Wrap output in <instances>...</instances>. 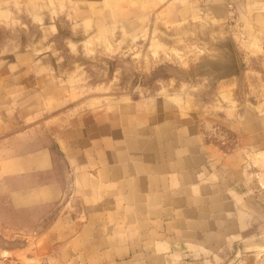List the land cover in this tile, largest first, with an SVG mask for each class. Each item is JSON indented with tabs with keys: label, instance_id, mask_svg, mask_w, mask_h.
<instances>
[{
	"label": "crops",
	"instance_id": "0c3cea01",
	"mask_svg": "<svg viewBox=\"0 0 264 264\" xmlns=\"http://www.w3.org/2000/svg\"><path fill=\"white\" fill-rule=\"evenodd\" d=\"M64 10L86 40L109 42L113 27L135 40L148 28L200 55L150 68L156 83L143 98L134 83L131 101L102 99L94 110L92 95L56 80ZM29 14L43 20V41L16 48L4 29ZM259 29L264 0H0V59L11 57L0 62V235L41 241L34 249L52 264H237L235 238L264 221V193L241 157L263 148L262 122L206 112L212 99L189 91L229 90L241 74L238 34ZM48 46L52 71L34 63ZM68 170L72 192L60 204Z\"/></svg>",
	"mask_w": 264,
	"mask_h": 264
},
{
	"label": "rangeland",
	"instance_id": "374dc122",
	"mask_svg": "<svg viewBox=\"0 0 264 264\" xmlns=\"http://www.w3.org/2000/svg\"><path fill=\"white\" fill-rule=\"evenodd\" d=\"M66 13L65 10L58 11L55 16L57 23L54 33L60 39V69L56 68L57 59L53 58L52 54L48 57V50L52 48L53 43L52 33L45 39L46 46L49 44L51 48L46 47V52L40 50L36 54L34 63L45 64L51 68V71L52 68H56L54 70L57 73L56 80L66 92L76 90L77 97L81 99H84L86 94L92 95L94 110L101 109L102 99L131 101L134 95V83L135 86L141 85V97L143 98L149 93L146 89L149 83L151 81L156 83L155 79H149L150 68L181 66L179 65L181 62L187 65L197 60L200 55L199 47L186 41L159 43L157 39L162 38V30H153L154 32L149 34L148 28H144L141 36H137L135 40L123 36L121 28L119 30L116 27L107 30L109 42L100 41V36L97 35H94L92 40L90 37L86 40L84 32L71 27ZM14 24L16 25L4 30L16 36L12 37V42L18 45L16 48H26L37 43L38 40L43 41L42 19L37 21L29 14L28 17L22 16L21 20L15 21ZM123 37L127 40L122 41ZM117 38L122 40H116ZM238 42L236 44V64L241 72L239 80L232 83L227 91L190 90L189 92L191 100L196 95L200 97L206 95L212 99L208 104L214 103L213 106L202 107L206 112L230 117L242 115L244 112L245 116L262 122L263 148L253 149L256 152L242 154L241 157L252 180L264 193V186L261 182L264 180V30L259 29L247 34L241 31L238 34ZM57 45L58 43L55 42V48ZM193 48L196 51L192 50ZM134 55H136L137 62L133 58ZM9 60L11 57L5 56L3 60L0 59V62ZM134 62L136 64L141 62L142 75L140 78L133 74ZM164 86L160 88V94L162 96L166 94L165 97H167L168 87ZM66 177L67 181L60 204L67 203L72 192V176L69 170ZM251 231L248 236L235 238L237 240L235 252H232L231 258L236 255L237 264H264V221L259 226H252ZM29 241L31 243L27 247L26 243ZM23 242L25 240L20 235H0V247L7 252L6 258L0 257L2 260L0 264H52V260L44 250L34 249L41 244V241L34 243L33 240H28L25 245ZM188 262L189 260L181 257L173 259V264H187Z\"/></svg>",
	"mask_w": 264,
	"mask_h": 264
},
{
	"label": "bare ground",
	"instance_id": "6f19581e",
	"mask_svg": "<svg viewBox=\"0 0 264 264\" xmlns=\"http://www.w3.org/2000/svg\"><path fill=\"white\" fill-rule=\"evenodd\" d=\"M263 176V175H262ZM264 178V177H263ZM262 180V179H261ZM262 182V185L264 186V180H262L261 181ZM12 252V251H11ZM7 252L4 250V248H1L0 247V257H4V258H6V254ZM10 254V253H9ZM9 254H8V256H9ZM12 255V254H11ZM4 260H6V259H4ZM11 260V259H10ZM15 260V259H14ZM1 262H2V260H0ZM17 261V260H16ZM8 262H9V260H8ZM11 262V261H10ZM243 262V261H242ZM245 262V261H244ZM14 263V262H13ZM2 264V263H1ZM11 264V263H10ZM240 264V263H239ZM243 264V263H242ZM244 264H246V263H244Z\"/></svg>",
	"mask_w": 264,
	"mask_h": 264
},
{
	"label": "built area",
	"instance_id": "2783aa9c",
	"mask_svg": "<svg viewBox=\"0 0 264 264\" xmlns=\"http://www.w3.org/2000/svg\"><path fill=\"white\" fill-rule=\"evenodd\" d=\"M198 1L199 3H203L205 0H196ZM229 7H231V5H229Z\"/></svg>",
	"mask_w": 264,
	"mask_h": 264
}]
</instances>
